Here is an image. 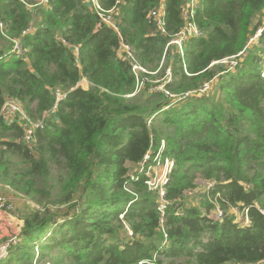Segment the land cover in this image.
Instances as JSON below:
<instances>
[{
  "label": "trees",
  "instance_id": "obj_1",
  "mask_svg": "<svg viewBox=\"0 0 264 264\" xmlns=\"http://www.w3.org/2000/svg\"><path fill=\"white\" fill-rule=\"evenodd\" d=\"M35 3L0 0V110L11 98L42 121L26 143L24 123L0 116V178L12 188L2 185L38 205L18 216L0 264H264L263 46L234 68L219 63L244 50L264 0H201L191 19L200 36L181 50L147 18L160 0H98L115 28L89 0ZM184 5L165 0L169 35L184 26ZM121 42L149 72L139 92ZM167 67L172 98L150 89ZM157 155L173 162L162 213L146 185ZM53 171L54 197L38 185ZM198 180L199 204H187Z\"/></svg>",
  "mask_w": 264,
  "mask_h": 264
},
{
  "label": "built area",
  "instance_id": "obj_2",
  "mask_svg": "<svg viewBox=\"0 0 264 264\" xmlns=\"http://www.w3.org/2000/svg\"><path fill=\"white\" fill-rule=\"evenodd\" d=\"M92 7L97 11L99 18L101 21L108 25L111 28H115L114 20L112 18L111 12L102 13L100 12V7L98 0H89ZM201 0H185V5H184V11H183V19L185 21L184 26L182 29L174 33L172 35H169L166 26H165V21H164V15H165V0H160L159 5L150 11L148 13V20L152 23V25L155 28L156 33H158L161 36H166L168 35L170 37L168 46L169 47H175L179 50L182 49V46L184 42L191 37H198L200 36V31L195 27V25L191 22V19L193 17L195 9L198 7L199 3ZM48 4V0H36V3L32 6H46ZM262 24H259L254 33L250 36L248 39V42L244 48L243 51L238 53L235 56L224 58L221 60L219 63L224 64L228 66L229 68H234L237 66L238 62L242 60V57L244 55V52L248 51L251 46L256 47V46H261L263 45L262 43V38L264 37V12L262 13ZM0 29H1V24H0ZM28 29L27 31H29ZM14 46L13 49L16 50L18 53L21 52V48L18 44V41H13ZM123 54L124 59L128 61L129 67L131 71L134 72L137 80H138V88L137 90L139 91L140 89H143L145 87V84L147 82L146 75L149 74L148 70L146 67L142 66L139 61L136 59L135 54L133 49L121 42L118 47V54L120 55ZM262 67V72L264 76V62L261 63ZM172 80V74H171V69L170 67H167L165 69L164 75L158 79V80H152L150 81L152 83L151 86V91L153 92H161L167 97H176L177 95L170 93L166 89V84L169 83ZM210 89V83L204 84L200 89V93H207ZM192 92H187L184 93L182 96L186 97ZM56 101H59L61 98H63V94L59 89H55L54 91ZM0 116H2L7 123H13L14 118L18 117V120L22 121L24 123L25 127V136H24V141L26 143H30L31 137H32V131L33 128L37 127H42V121L38 122H32L23 112L21 106L16 102L14 99H6L1 110H0ZM148 161V154L145 155L143 161L141 162V166L144 168V165ZM154 165L148 166L145 170L146 175L148 176V179L146 181L147 188L150 190H155L158 194V199H159V205L157 209L162 213L164 208H165V186L168 182L167 175L172 169L173 162L168 159H164L163 161L161 160L160 156L157 155L154 160H153ZM162 167L163 171L161 174H150L151 172H155V168H160ZM212 185L208 184L206 185V188H210ZM4 187L8 193H10L11 189L9 186H1ZM11 194V193H10ZM219 195H216V198H218ZM5 204H7L6 199H4L2 196H0V211H2L5 208ZM215 212H214V219L218 220L222 216L221 210L218 208L217 203L215 202ZM232 213L235 216V220L238 221L239 223H244L245 225L248 224V219L245 216V213L236 210L235 207H231ZM264 214V212H262ZM15 239V238H14ZM13 239V240H14ZM15 243V241H13ZM12 243V244H13ZM9 245V243L3 247V251L1 253V257L5 256V248ZM48 264V263H47Z\"/></svg>",
  "mask_w": 264,
  "mask_h": 264
},
{
  "label": "rangeland",
  "instance_id": "obj_3",
  "mask_svg": "<svg viewBox=\"0 0 264 264\" xmlns=\"http://www.w3.org/2000/svg\"><path fill=\"white\" fill-rule=\"evenodd\" d=\"M33 18H34L33 22H35L36 19H38L36 14H34ZM262 43H263V45H261V46H263V47L261 49V53L264 55V37L262 39ZM256 47L258 48L259 46H256ZM251 48H253V46H251L250 49ZM214 85H215V83L212 84V87ZM140 90H142V89H140ZM15 166H16L15 164L11 165L12 168H14ZM155 169H156V171L151 172L150 174H152V175L158 174L159 175L163 171L162 167L155 168ZM2 184L9 185L12 188V185L10 184V182L8 180L0 178V186H3ZM57 184H58V176H57L56 171H53L51 173V175L46 180L38 181L39 187L41 189H45V190L47 189V190L51 191L53 197H54L55 187L57 186ZM205 184L206 183L203 182L202 180H198L197 181L198 188L187 193V195L184 198V201L187 204L198 206V204H199L198 198L202 192V187L204 188ZM1 188L4 190V192H1V190H0V196H2L4 199H6L7 204H5L6 205L5 208L2 211H0V220L5 221V225L0 226V246H1L0 247V254L3 251V247H5L8 243L11 244V243H13V241H16V239H14L15 238L14 234L17 233V231L19 229V225L22 222L21 220L18 219V216L23 214V212L25 213L27 210L30 211V210H33L36 207H38V205L35 202H33L31 200H26V199L19 197V196L13 195L12 197H14L15 200L14 199L13 200L8 199V197L5 195V193H7L8 195H10V193H8L4 187H1ZM231 213H232V211H231ZM211 216H214V215H211Z\"/></svg>",
  "mask_w": 264,
  "mask_h": 264
},
{
  "label": "crops",
  "instance_id": "obj_4",
  "mask_svg": "<svg viewBox=\"0 0 264 264\" xmlns=\"http://www.w3.org/2000/svg\"><path fill=\"white\" fill-rule=\"evenodd\" d=\"M32 25H33V28H37V27H40L41 26V22H40V20L39 19H36V21L35 22H33L32 21ZM79 86H81L83 89H87L88 88V83L86 82V80H82L80 83H79ZM0 190H1V192H4V190L1 188V186H0ZM5 195L8 197V199H10V200H13L14 199V197H12L13 195L12 194H10V195H8L7 193H5ZM15 200V199H14ZM3 226V225H5V221H3V220H0V226ZM21 225V224H20ZM20 225H19V227H20ZM1 247V246H0Z\"/></svg>",
  "mask_w": 264,
  "mask_h": 264
},
{
  "label": "water",
  "instance_id": "obj_5",
  "mask_svg": "<svg viewBox=\"0 0 264 264\" xmlns=\"http://www.w3.org/2000/svg\"><path fill=\"white\" fill-rule=\"evenodd\" d=\"M2 257H1V254H0V259H1Z\"/></svg>",
  "mask_w": 264,
  "mask_h": 264
}]
</instances>
